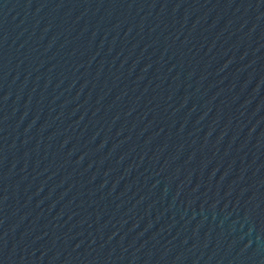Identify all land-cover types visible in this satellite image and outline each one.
I'll list each match as a JSON object with an SVG mask.
<instances>
[{"label":"water","instance_id":"1","mask_svg":"<svg viewBox=\"0 0 264 264\" xmlns=\"http://www.w3.org/2000/svg\"><path fill=\"white\" fill-rule=\"evenodd\" d=\"M0 264H264V0H0Z\"/></svg>","mask_w":264,"mask_h":264}]
</instances>
